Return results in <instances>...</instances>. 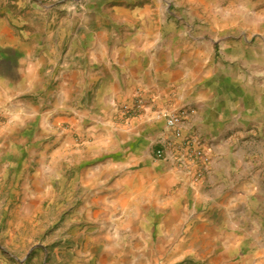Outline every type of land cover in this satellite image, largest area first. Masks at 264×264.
I'll return each mask as SVG.
<instances>
[{
	"label": "crops",
	"instance_id": "obj_1",
	"mask_svg": "<svg viewBox=\"0 0 264 264\" xmlns=\"http://www.w3.org/2000/svg\"><path fill=\"white\" fill-rule=\"evenodd\" d=\"M115 11L104 20L111 25L40 32L17 30L10 15L0 16V154L24 149L28 142L49 167L48 151L54 145L62 162L71 150L79 168L73 181L83 186L79 197L88 199L78 212L88 215L90 227L118 233L139 229L145 207L152 205L170 207V222L176 224L209 210L199 229L232 228L240 190L229 187L218 170L214 180L217 161L210 164L206 185H196L179 170L175 183L182 180L180 188L166 194L152 150L157 142L171 140L167 116L183 108L185 130L207 141L233 126L245 130L252 97H214L206 43L193 47L183 31L165 30L161 20L152 19L151 4ZM138 90L144 109L124 113L122 106L132 105ZM72 134L77 141L69 149ZM218 166L223 172L224 163ZM149 181L153 192L146 202L143 191ZM203 185L212 186L220 202L200 208Z\"/></svg>",
	"mask_w": 264,
	"mask_h": 264
},
{
	"label": "rangeland",
	"instance_id": "obj_2",
	"mask_svg": "<svg viewBox=\"0 0 264 264\" xmlns=\"http://www.w3.org/2000/svg\"><path fill=\"white\" fill-rule=\"evenodd\" d=\"M192 1L0 0V16L10 15L14 28L23 31H56L73 25L85 29L111 25L105 17L115 15L118 7L151 4L152 19L161 20L165 30L183 31L193 47L206 43L214 97H252L249 126L245 130L233 126L231 131L213 134L216 141H207L197 132H187L183 118L182 137L199 139L205 149L207 164L201 174L199 162L157 156L160 142L152 153L160 169L161 191L166 194L182 184V180L175 183L177 171L196 185H206L212 161L224 163L223 172L217 165L213 178L217 180L219 171L229 187L240 190L239 210L232 215L235 225L222 231L199 229L209 210L206 216L183 217L176 224L170 222V207L149 205L139 229L118 233L100 225L90 227L88 215L78 212L88 199L79 197L83 186L73 181L79 168L74 166L71 150L62 162L54 145L46 167L39 151L25 142L24 149L0 154V264H264V0ZM180 110L185 116L186 109ZM166 128L172 135L167 144L175 152L181 136ZM74 140L77 136L72 134L69 149ZM205 185L200 189V208L221 200L212 186ZM40 191L48 194L41 196ZM143 192L144 200L150 201V181Z\"/></svg>",
	"mask_w": 264,
	"mask_h": 264
},
{
	"label": "built area",
	"instance_id": "obj_3",
	"mask_svg": "<svg viewBox=\"0 0 264 264\" xmlns=\"http://www.w3.org/2000/svg\"><path fill=\"white\" fill-rule=\"evenodd\" d=\"M145 107V99L141 90L136 91L134 101L132 105L125 104L122 106V110L125 113H140ZM184 112L179 111L176 113H172L167 116L166 125L168 128L175 131L177 136H181L182 143L180 145V149L174 152L171 145H161L156 150V155L160 157H170L176 158L182 163L191 162V163H200L201 167L198 174L202 173L203 169H206L207 157L205 153V149L201 143V141L197 138H187L182 137V124H183Z\"/></svg>",
	"mask_w": 264,
	"mask_h": 264
}]
</instances>
